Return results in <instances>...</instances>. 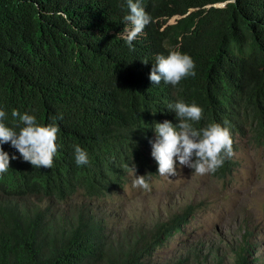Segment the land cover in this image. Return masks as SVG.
<instances>
[{
	"label": "trees",
	"instance_id": "trees-1",
	"mask_svg": "<svg viewBox=\"0 0 264 264\" xmlns=\"http://www.w3.org/2000/svg\"><path fill=\"white\" fill-rule=\"evenodd\" d=\"M141 2L152 22L130 47L126 0H0L3 122L22 126L11 115L17 110L42 124L56 117L59 126L51 168H34L10 142L0 145L10 157L0 173V264H151L192 207L110 234L98 202L124 188L133 163L136 175L158 173L154 123L178 124L168 108L178 100L203 109L195 127H228L233 152L246 136L264 146V0ZM170 51L188 54L195 75L175 87L153 85L155 56ZM74 145L88 153L87 165L75 163ZM235 165L232 156L210 173L222 178ZM249 250L245 239L232 264H258ZM215 259L189 252L177 264H224Z\"/></svg>",
	"mask_w": 264,
	"mask_h": 264
},
{
	"label": "rangeland",
	"instance_id": "rangeland-1",
	"mask_svg": "<svg viewBox=\"0 0 264 264\" xmlns=\"http://www.w3.org/2000/svg\"><path fill=\"white\" fill-rule=\"evenodd\" d=\"M236 147V165L222 178L195 173L178 160V175L168 178L157 173L150 177L148 188L134 187L135 175L130 176L106 203L98 202L107 216L106 232L147 229L185 214L191 206L182 232L157 248L151 264H177L189 252L204 261H216L217 255L224 264H232L235 249L245 239L250 246L248 259L264 264V146H256L246 136L236 140ZM75 202L83 201L79 197Z\"/></svg>",
	"mask_w": 264,
	"mask_h": 264
},
{
	"label": "clouds",
	"instance_id": "clouds-1",
	"mask_svg": "<svg viewBox=\"0 0 264 264\" xmlns=\"http://www.w3.org/2000/svg\"><path fill=\"white\" fill-rule=\"evenodd\" d=\"M126 4L128 13L124 16V21L129 27L124 29V38L132 47L133 41L152 22V17L142 6L141 0H126ZM194 75L193 59L180 51H170L168 55L155 56L149 79L153 85L163 81L175 87L183 78ZM168 108L175 112L179 123L174 125L169 120L154 123L155 139L151 141V156L158 164L159 175L168 178L178 175L176 160L181 166H186L195 173L203 175L216 171L226 159L234 155L233 141L228 127L214 122L202 128L194 126L203 119V109L195 102L186 103L178 100L170 104ZM11 115L13 118L18 117L22 126H7L3 122L6 119V113L0 110V145L10 142L23 160L29 162L34 168H51L54 153L57 151L56 140L59 131L56 117H53L52 123L42 124L37 121L35 115L28 113L21 115L17 110H13ZM224 124L227 125L228 121ZM73 147L77 166L87 165L88 153L79 145ZM9 165V154L0 147V173H5ZM129 168L135 173L133 186L148 188L151 173L136 175L134 163Z\"/></svg>",
	"mask_w": 264,
	"mask_h": 264
}]
</instances>
